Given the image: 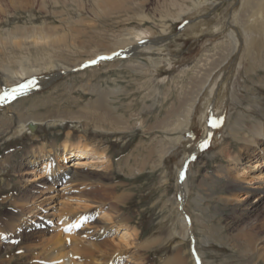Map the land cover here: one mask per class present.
<instances>
[{
  "label": "rangeland",
  "instance_id": "1",
  "mask_svg": "<svg viewBox=\"0 0 264 264\" xmlns=\"http://www.w3.org/2000/svg\"><path fill=\"white\" fill-rule=\"evenodd\" d=\"M200 1L203 0H138L136 5L134 0H0V69L16 70L12 77L0 71V94L38 80L37 85L46 84H39L29 93L16 97L13 106L22 112L28 109V113L48 118L84 115L72 122L66 119L62 124L39 126L32 134L15 137L0 134V221L12 207L4 201L10 196V199L15 198L22 188L21 174L16 173L14 168L21 164L29 149L43 143L61 144L66 139L73 142L81 140L111 157L114 167L110 172L111 178L104 184L114 194L109 195L105 209L116 208L122 217L129 218L139 233L140 243L147 239L152 242L150 249L141 254L148 264H164L177 251H180L182 264H194L193 244L202 254L205 264H264L241 253L237 238L244 224L238 221L235 204L228 201L230 193L207 180L209 176L216 175L226 161L217 154L218 151L227 148L233 151L238 146L227 129L222 130L215 141L206 140L205 125L199 119L198 108L192 127L183 135L186 142L176 143V148L162 160L155 150L160 143V149L171 143L170 134L162 128L148 130L172 111L173 103L181 92L186 93L191 77L206 59L223 53L227 40L225 36L234 29L241 32L232 20L234 11L243 8L240 0H204L207 4L203 5L202 12L197 13L195 3ZM188 8L191 10L181 12ZM204 26L213 31L207 28L196 35V29L198 31ZM134 30L148 31L147 45L153 48L146 49L142 43L135 57L104 62L52 79L55 74L70 68L71 64L93 60L95 57L92 54L97 50H109L130 40L129 34ZM42 32L57 39L66 36V42L53 49L50 42L43 44L36 41L37 35ZM10 33L19 35L20 41L8 39ZM25 36L34 38L26 39ZM51 57L58 62V66L39 69V73L25 78L18 74V62L42 65L45 59ZM131 62L146 65L147 73L132 70L128 67ZM158 63H161L159 67L156 66ZM77 67L70 69L73 71ZM247 71L248 62L245 60L239 74L233 71L228 76L215 101L220 108L226 107L234 88L239 100L235 99L234 107L229 106L228 112L233 117L242 112L245 119L248 116L256 119L260 117V111H264V86L258 82L259 74L264 76V69L250 74ZM249 88L255 89L257 94H247ZM101 98L109 99L108 103L103 101L107 103L105 109L116 108L113 114L122 116L130 126L134 124V130L113 131L114 128L109 125L102 122L95 125L94 121L86 119V113L90 115L103 107ZM5 116H10L6 107L0 110V118ZM205 141L207 147L192 160L186 172L191 195L184 199L186 203L181 201L184 212L202 221L195 225V244L193 239L183 237L179 218L182 210L179 205L178 172L183 157L192 155ZM7 157L11 158L10 166L5 164ZM91 168L88 166L84 170L88 172ZM27 176L34 184L40 178L36 174ZM199 195H203L204 201ZM98 197L103 198L102 194ZM121 197H128V200L117 202ZM18 240L11 241V247L0 250V264H32L26 254L29 244Z\"/></svg>",
  "mask_w": 264,
  "mask_h": 264
},
{
  "label": "bare ground",
  "instance_id": "2",
  "mask_svg": "<svg viewBox=\"0 0 264 264\" xmlns=\"http://www.w3.org/2000/svg\"><path fill=\"white\" fill-rule=\"evenodd\" d=\"M134 1V4L137 5L138 0ZM240 1L244 10L243 8V11L235 10L232 20L241 28V32L238 33L234 29L225 36L224 39L227 40L223 45V53L206 59L200 70L191 77L186 93L181 92L177 101L173 103L172 111L158 125L148 130L162 128L163 130L167 129L170 134L171 143H168L164 149H160L162 147L160 143L158 150H155V153L160 156L159 159L162 160L176 148L174 147L176 143L179 145L186 142L183 135L192 127L198 108H200L199 119L205 125L206 140L215 141L219 138L218 134L227 129V133L233 137L238 146L233 151L229 148L218 151L217 154H220L226 161L221 167L218 166L219 172L209 176L207 180L211 181V185H217L220 189L230 193L228 201L235 204L236 212L239 213L238 221L244 224L243 228L238 231L241 235H237L241 253L252 259H258V262H264V111H260V117H256V119L250 116L245 119L242 112L238 113L237 117H233L228 112V107H234L235 99L239 100L234 88H232L226 107L220 108L215 101L228 76L233 71L239 74L245 60L248 62L247 73L249 74L264 69V0ZM19 3L21 5L20 1ZM205 4L207 2L204 0L195 3L198 9L196 12H202V7ZM190 10L188 8L181 12L186 13ZM207 28L204 26L198 31L195 28V34L198 35ZM208 29L212 30L210 27ZM39 31L41 32V30ZM39 35H37L36 41L43 44L50 42L53 49L66 42V36H60L57 39V37L54 38L44 32ZM129 36L130 40L116 44L109 50H97L92 54L95 57L93 60L76 62L71 64L70 68L77 66L80 68L85 63L100 57H110L115 53L125 52L128 54V58L135 57L136 50L142 48L141 41L144 42L143 46L146 49L153 48V46L147 45L149 43L147 41L148 31L134 30ZM10 38L17 39L15 40L17 42L21 37L10 33L8 39ZM24 38L33 39L34 37L25 36ZM26 39L23 41L27 42ZM131 54L132 56H130ZM236 55L238 56L236 57ZM36 62L39 63L38 60ZM18 64L20 71L18 74L22 78L39 73V69L58 66L56 65L58 62L53 57L45 59L42 65L24 61H20ZM160 65L161 63L156 64L157 67ZM128 67L140 73H147L148 68L141 62H131ZM223 67L225 68L222 70ZM70 68L67 67L66 71H71ZM0 71L7 77H12L15 76L14 71L16 70L0 69ZM259 76L258 82L264 86V76L261 77L260 74ZM37 82L38 80H36ZM39 84L42 86L46 82L38 83L37 86H40ZM246 92L251 96L257 94V91L252 88ZM14 100H0V110L6 107L10 113L9 117L0 118V134L6 133V135H10L9 137L25 133L32 134L39 126L62 124L66 119L79 120L84 116L73 114L68 118H48L47 116L34 115L28 113V109L25 110L26 112H22L23 110L13 106ZM105 100L108 103L109 99H102L100 104L103 107L90 115L86 113V119L94 121L95 125L99 122L109 125L114 128L113 131H133L134 124L130 126L122 116L113 114L116 112V108L105 109L104 105L107 104L103 102ZM175 108L176 111H174ZM50 118L52 119L49 120ZM212 119L219 122L217 127H211L210 120ZM248 120L250 122L246 123ZM97 129L104 130L99 127ZM202 150L199 146L192 155L186 154L178 172V187L181 196L179 205L182 210L179 218L184 230L183 237L193 239L194 243L195 225L201 224L202 221L194 219L193 216L184 212L181 201L186 203L184 199L191 195L190 179L186 177V172L190 169L193 157L195 158L203 152ZM9 160H11L10 157L5 159L7 166H10ZM7 166L4 165L6 168ZM88 166L92 168L85 172V168ZM113 167L112 159L105 151L102 152L94 145L81 140L73 142L71 139H66L61 144L43 143L29 149L21 164L14 168L16 173L21 174L22 188L15 198L10 199V196L7 201H4L10 203L12 207L0 221V250L11 247L10 242L19 239L29 244L26 254L30 256L32 264H148L141 254L150 249L152 242L147 239L140 243L139 233L131 225L129 218L122 217L116 208L110 211L105 209L108 205L109 195L114 192L111 188L106 187L104 181L111 178L110 172ZM101 171L102 173L99 174L98 172ZM182 172L184 173L183 182H181ZM28 174L40 176L39 181L35 184L31 183V177H28ZM35 180L37 181V179ZM99 194H102L103 198L98 197ZM202 197L203 195L200 196V199L204 201ZM127 198L121 197L116 201L126 202ZM187 201L191 202L189 199ZM200 205L201 202L198 203V207ZM119 211L121 212L120 209ZM74 225L79 226L74 227ZM199 252L193 244L194 260L197 256L201 264H205L202 254ZM164 264H182L180 251L168 258Z\"/></svg>",
  "mask_w": 264,
  "mask_h": 264
},
{
  "label": "snow or ice",
  "instance_id": "3",
  "mask_svg": "<svg viewBox=\"0 0 264 264\" xmlns=\"http://www.w3.org/2000/svg\"><path fill=\"white\" fill-rule=\"evenodd\" d=\"M141 43H144L141 41ZM115 55H120V53H115ZM110 58V57H107ZM101 59H106V57H101ZM92 64H95L96 61H91ZM37 83L35 80H31L27 83H24L20 85L19 87L13 88L11 92H5L3 95H0V100H13L15 99L18 95H24L30 88L36 87ZM218 121L215 119L210 120V125L211 127H217L218 126ZM201 149H204L207 147V141H205L203 144L200 145ZM194 159V157H193ZM184 179V173H181V182H183ZM190 223V221H189ZM79 225H74V227H78ZM197 264H199V260H197Z\"/></svg>",
  "mask_w": 264,
  "mask_h": 264
},
{
  "label": "water",
  "instance_id": "4",
  "mask_svg": "<svg viewBox=\"0 0 264 264\" xmlns=\"http://www.w3.org/2000/svg\"><path fill=\"white\" fill-rule=\"evenodd\" d=\"M115 57H112V58H123V57H128V54H126L125 52L124 53H121L120 55H114ZM130 56H132V54L130 55ZM100 60H102L101 58H100ZM92 65V63H86L85 65H83L80 69H78V70H82V69H84V68H87V67H89V66H91ZM78 70H73V71H64V72H59V73H57V74H55L53 77H52V79H56V78H58V77H60L62 74H65V73H69V72H75V71H78Z\"/></svg>",
  "mask_w": 264,
  "mask_h": 264
}]
</instances>
